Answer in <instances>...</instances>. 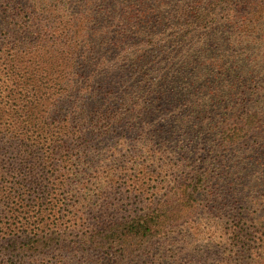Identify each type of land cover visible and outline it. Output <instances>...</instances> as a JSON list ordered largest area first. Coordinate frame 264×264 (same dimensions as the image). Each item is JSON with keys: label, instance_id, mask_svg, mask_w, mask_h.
Instances as JSON below:
<instances>
[{"label": "trees", "instance_id": "1", "mask_svg": "<svg viewBox=\"0 0 264 264\" xmlns=\"http://www.w3.org/2000/svg\"><path fill=\"white\" fill-rule=\"evenodd\" d=\"M167 124L205 142L226 176L211 177L209 157L202 170L166 161L187 143ZM129 138L134 158L172 171L154 188L169 198L113 217L117 176L105 192L99 174L90 205L95 156ZM260 143L264 0H0V264H261L260 207L203 220ZM246 147L255 157H237ZM134 158L113 166L144 165ZM195 223L219 236L196 244Z\"/></svg>", "mask_w": 264, "mask_h": 264}, {"label": "rangeland", "instance_id": "2", "mask_svg": "<svg viewBox=\"0 0 264 264\" xmlns=\"http://www.w3.org/2000/svg\"><path fill=\"white\" fill-rule=\"evenodd\" d=\"M167 127L168 129L164 131L169 133L168 136L169 138L176 140V142L184 141L187 143L186 144L181 143L178 146L179 156L167 155L165 159L166 161L168 162L173 161L174 163L180 159L181 155L182 156L183 154L186 156L189 155L191 157V161H189L188 165L196 166L199 170H202L203 167L201 160L206 157H209L208 162L207 164H205L204 168L210 170L211 177L216 178L222 175L226 176V170L224 169L226 168V164H224L223 169H220L221 165L218 163H221L222 160L220 159L217 160V156L215 154H211L212 152L210 153L206 151L208 147L206 146L205 142L196 139L195 135L190 134L189 131L185 132V134H182L183 136H181L179 135V133L176 132V129L171 130V125L167 124ZM180 132H182V130ZM186 139L188 141H186ZM122 146L124 150L120 154L118 153L114 154L109 150V148L106 147L105 150L99 151V153L95 156V159L97 161V156L101 155L99 158L102 161L100 165L96 163L95 168L93 169L92 172L93 173L92 177L94 178L92 184H94V186L91 187L90 205L96 207L97 205L100 204V200L98 199L99 190H97L99 179H96L98 178L99 174L102 181L100 187L103 188L105 192L106 189L109 187V182L111 181V177L115 178V176H117V179L115 178L116 181L114 182L113 187L107 189V193L109 194L108 202L116 203L118 206L122 207V209L120 208L119 212L113 214V217L127 216L129 213H126V211H134L135 213L139 212V214H145L151 211L150 209H153L154 206L158 204L160 201H164L169 198V189L156 190L154 188L158 184L157 181L162 182L167 177L170 179V176L172 175V171H170V169H166L169 172H164L165 170L163 169L160 170L158 164L153 165L151 162L145 161L146 159L145 156H140L138 154L139 156L134 158L133 153L136 152L142 153V152L138 148L137 142L131 141L130 138L127 139L126 142H123ZM254 146L255 145H253V147ZM256 149H258L257 151H255V154L257 156L256 159L259 160V163L254 165V163L252 162L253 159L248 160V162H246V164L243 165L246 169L245 176L243 178H240L241 176L238 175L237 180L235 182H232L231 186H229L228 183L223 190L219 191L220 194L219 196L217 195V199H216L217 201L215 203L217 204V206L215 207L217 211H213L217 213L212 214L207 209L204 214L205 219H203V217L201 216V219H198L197 222L202 223L203 222L202 219L205 221L207 220L209 222L210 221L213 222L212 220H216L215 218H220L222 214L230 213L235 215L236 213L238 214L247 209H249L248 212H250L252 208L255 210L260 207L263 211L260 209L258 215H262L263 220L261 221V223H258L259 224L258 232L264 233V147L261 148V143H260L259 148H255V150ZM250 150L251 149L249 147L244 148L241 154H237V157H242V158L255 157V155L252 154ZM242 154L245 155L242 156ZM228 157L229 156H227V158ZM131 158H134L133 161L138 160L140 163L143 162L144 165L137 167L136 169H134V167L133 169L130 168L131 170L128 169L129 167L127 166V171L119 169L118 167L119 165L113 166V160H118L119 162L124 161L125 163L128 164ZM242 170H243L242 167H240L237 172L240 174L242 173ZM127 174L129 176L134 177V180H132L131 182L127 181V184L123 186L121 180ZM105 178H107V180H105ZM134 181L136 182L132 186V183ZM104 183H106V185H104ZM227 191L232 192V194H230V197H226ZM246 195L248 196V199H245ZM128 197H130L129 200H127ZM224 198L227 199H225V201L222 202ZM251 201H254L252 206L249 203ZM220 204H223L224 206ZM85 212H87V216L89 218H92L91 212L88 211V208L85 209ZM113 217L111 216V218ZM200 223L199 224L195 223L191 226L186 225L187 226L186 229L190 227V231L196 234L194 238L198 240V242L194 241L197 242L196 244L200 243L204 245L202 242L206 241L210 236L213 238L219 236V235L213 236V234L217 231L214 227L205 229V226L200 227L201 225ZM182 229L183 228H180L178 230L181 231ZM178 230H175L176 231L175 235L179 233ZM229 230H230L229 225H224L223 233L228 234ZM225 237L227 238L228 236ZM200 244L198 249L201 250L204 247L201 248ZM217 250H214L213 253L215 254ZM229 250H231L230 247L228 248V254L224 253L225 258H228V256L231 255ZM174 254H178V252ZM201 260L199 259L197 263L198 264L215 263L214 260H209V261H205L204 259ZM261 264H264V261H262Z\"/></svg>", "mask_w": 264, "mask_h": 264}]
</instances>
